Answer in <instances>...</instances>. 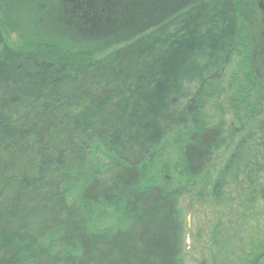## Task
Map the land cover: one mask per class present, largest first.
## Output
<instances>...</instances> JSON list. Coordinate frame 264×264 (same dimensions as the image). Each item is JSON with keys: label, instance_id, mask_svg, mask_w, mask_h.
<instances>
[{"label": "trees", "instance_id": "obj_1", "mask_svg": "<svg viewBox=\"0 0 264 264\" xmlns=\"http://www.w3.org/2000/svg\"><path fill=\"white\" fill-rule=\"evenodd\" d=\"M259 5L195 0L105 52L0 22V264H188V212L264 173ZM249 223L238 255L212 228V264H264Z\"/></svg>", "mask_w": 264, "mask_h": 264}, {"label": "rangeland", "instance_id": "obj_2", "mask_svg": "<svg viewBox=\"0 0 264 264\" xmlns=\"http://www.w3.org/2000/svg\"><path fill=\"white\" fill-rule=\"evenodd\" d=\"M194 1L0 0V22L6 26L8 33L25 43L62 41L72 45L92 46L99 52H105L132 40L142 29H152L163 17H168L178 8ZM260 2L264 4V0ZM263 4L257 7L258 10L253 9L251 17L254 22L260 21V17L264 19V15L259 14L260 10H264ZM258 72L261 73L260 65ZM257 178L254 179L257 184L254 191L249 185L243 190L231 185L223 205H211V198H208L204 207L196 205L194 210L188 212V264L204 261L205 264H212L215 257L221 261L224 248L216 246L219 240L212 236V228L220 222L225 228L229 220H234V223L236 221V231L240 235V239L235 241L237 255L242 249L240 241L253 233L249 222H255L256 227H264V173ZM205 194H210L209 188L205 189ZM195 195L196 192L193 193ZM189 202V198H186L187 207ZM244 220H249L246 226ZM239 226L242 229L239 230Z\"/></svg>", "mask_w": 264, "mask_h": 264}, {"label": "flooded vegetation", "instance_id": "obj_3", "mask_svg": "<svg viewBox=\"0 0 264 264\" xmlns=\"http://www.w3.org/2000/svg\"><path fill=\"white\" fill-rule=\"evenodd\" d=\"M257 1L259 2L260 5L263 4L260 2V0H257ZM257 1L255 0L256 4L258 3ZM263 9H264V4H263Z\"/></svg>", "mask_w": 264, "mask_h": 264}]
</instances>
